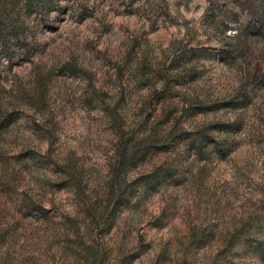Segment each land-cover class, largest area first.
<instances>
[{
  "label": "rangeland",
  "instance_id": "obj_1",
  "mask_svg": "<svg viewBox=\"0 0 264 264\" xmlns=\"http://www.w3.org/2000/svg\"><path fill=\"white\" fill-rule=\"evenodd\" d=\"M0 264H264V0H0Z\"/></svg>",
  "mask_w": 264,
  "mask_h": 264
}]
</instances>
